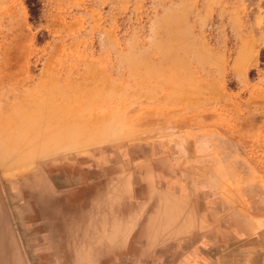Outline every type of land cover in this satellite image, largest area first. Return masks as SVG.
Returning <instances> with one entry per match:
<instances>
[{
  "label": "rangeland",
  "instance_id": "374dc122",
  "mask_svg": "<svg viewBox=\"0 0 264 264\" xmlns=\"http://www.w3.org/2000/svg\"><path fill=\"white\" fill-rule=\"evenodd\" d=\"M0 145V264H264V0H0Z\"/></svg>",
  "mask_w": 264,
  "mask_h": 264
},
{
  "label": "bare ground",
  "instance_id": "6f19581e",
  "mask_svg": "<svg viewBox=\"0 0 264 264\" xmlns=\"http://www.w3.org/2000/svg\"><path fill=\"white\" fill-rule=\"evenodd\" d=\"M167 29H169V28H167ZM169 30H171V29H169ZM168 49H173V46H170ZM18 122H20L22 125L26 124L27 125V128H26L27 131H29L30 129H32V127L29 126V121L28 120L22 118V119H19ZM9 136L10 137H13V139L17 138L14 133H13V136L11 134H9ZM11 154H14L13 151L8 152V151H5L4 149L1 150V145H0V164H4L3 163L4 158L5 157H8Z\"/></svg>",
  "mask_w": 264,
  "mask_h": 264
}]
</instances>
